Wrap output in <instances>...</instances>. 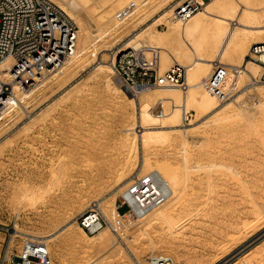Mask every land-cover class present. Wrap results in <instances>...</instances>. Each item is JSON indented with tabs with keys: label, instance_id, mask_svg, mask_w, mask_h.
<instances>
[{
	"label": "rangeland",
	"instance_id": "374dc122",
	"mask_svg": "<svg viewBox=\"0 0 264 264\" xmlns=\"http://www.w3.org/2000/svg\"><path fill=\"white\" fill-rule=\"evenodd\" d=\"M241 1L255 6L261 0ZM144 2L143 17H150L156 13L157 4L163 7L168 0ZM53 3L72 18L61 5ZM99 12L97 4L82 11L91 20ZM126 23L119 35H127L137 25L134 20ZM158 28L166 30L164 24ZM113 39L107 35L97 46L102 49ZM213 42L211 33L205 30L195 34L193 43L199 54L210 56L215 49ZM178 45L172 42L166 47L174 49ZM103 53L101 58L109 61L110 56ZM189 56L182 54L181 59L187 60ZM224 64L236 65L238 58L227 59L221 65ZM166 70L168 68L162 72ZM90 71L89 68L83 71L77 81L80 83L66 91L54 93V86L44 88L41 99L21 112L18 108L13 110L9 113L13 115L10 122L0 128L2 135L8 127L38 112L42 101L46 100L47 105L59 98L29 131L15 132L1 148L0 257L11 240L4 233L5 228L19 235L18 241L21 232H54L67 219L78 217L92 201L98 204L99 197L113 191L135 171L137 146L121 141L122 130L131 123L134 106L123 102L107 85L103 74L87 78ZM201 76L198 73L194 79ZM114 80L111 83L117 86ZM231 82L232 76L227 77L224 87L229 88ZM249 82L246 78L238 83V92L229 100L234 109L232 113L220 111L206 118L209 107L199 98L201 88L192 89L188 112L181 119L183 126L178 127L186 136V142L177 136L179 132L166 129L169 136L151 143L143 151V157L149 160L152 168L166 163L178 169L186 166L189 179L185 194L166 210L163 218L147 228L150 239L139 244L141 246L138 245L134 253L149 256L155 244L158 251L172 254L179 263L233 264L264 237V89L249 86L241 91ZM169 104L165 105L167 111ZM230 126L235 128L233 136ZM139 130L142 128L134 130L137 135ZM215 163L235 167L246 186L226 176L218 181L225 184L224 188L210 187L213 183L208 184L209 175L214 181L218 172L230 173ZM211 164L213 166L207 167ZM249 193L254 196L253 200ZM118 199L119 196L115 201ZM126 210L123 206L119 212ZM48 249L52 264H78L92 256L82 255L75 244L64 241L62 234L49 240ZM119 251L104 264H133L128 250L121 247ZM252 264H264V251L257 263Z\"/></svg>",
	"mask_w": 264,
	"mask_h": 264
},
{
	"label": "bare ground",
	"instance_id": "6f19581e",
	"mask_svg": "<svg viewBox=\"0 0 264 264\" xmlns=\"http://www.w3.org/2000/svg\"><path fill=\"white\" fill-rule=\"evenodd\" d=\"M50 1L61 5L77 24L79 30L75 50L73 54L65 59V62L60 65L56 72L48 73L46 81L38 87L28 90L15 87L13 96L9 98L11 104L9 108L13 110L16 107L19 111H22L24 108L35 104L42 98L44 88L54 86L56 89L54 93L58 90L66 91L68 87L73 88L80 83L77 81L82 77V72L89 68L91 71L88 73L90 76L87 78L96 74H103L107 85L123 99V102L126 105L134 106L131 123L126 129L122 130L121 141L127 142L132 147L137 146L138 161L132 176L117 184L113 191L104 193L98 198V201L93 199L98 202L99 208L107 220V225L99 231L89 235L78 223V217H73L67 219L54 232L49 234L21 232L20 236L36 237L48 245L49 240L62 234L64 241L75 244L82 255H92L87 261L78 264H104L106 260L117 254L116 251L120 252L121 247L126 251L128 250V255L133 264H154V259L171 260V264H187L177 262L176 258L170 253L158 251L155 244H153L149 256H143L137 251H135V255L133 252L134 249H138L143 244L142 242L150 239L147 228L163 218L166 210L176 204L185 194L186 182L189 179L188 167L186 166L178 169L166 163L161 167L152 168L149 160L143 157V151L151 143L169 136L167 133L169 131H166V129H170L171 132H179L177 136L182 139L183 143L186 142V136L183 135L181 130L178 131V127L183 126L181 119L185 118L184 114L188 112L192 89L201 88L199 93L201 97L199 98L202 99V103L207 104L209 107L204 118L220 111L230 113L234 111L229 100L238 92L237 85L242 79L249 78L250 82L242 87L241 91L249 86L264 89V83L258 80L261 65L253 57H249L251 46L264 40V0H261L255 6L247 5L241 0H207L204 2L203 7L185 23L173 22L166 15L168 8L180 4L183 0H168L163 7V4H157L155 7L156 13L150 17H143L145 0ZM127 3H130L129 5L133 4L134 8L129 16L121 19L119 13ZM94 4L100 7V12L94 20H91L82 11L83 9H90ZM210 19L213 22L209 21ZM127 20L137 21V25L127 35H119L122 26L127 24ZM160 24H164L166 30H160L158 28ZM205 30L211 33L215 45V49L210 56L199 54L197 46L193 43L195 34ZM107 35L114 37L113 41L99 49L97 43ZM172 42H178V47L174 49L166 47L167 43ZM143 45L159 49L160 72L175 65L183 67L185 70V86H150L139 88L135 92H130L119 86L114 80V69L111 62L102 59L101 52L103 51V54L111 56V53L115 50H123L126 47L138 48ZM182 54L190 56L183 61L181 59ZM235 58H238V64L221 65L225 60ZM12 63L11 58H5L0 62V69L11 66ZM198 73H201L202 76L195 80L194 78ZM229 76H232V82L227 88L224 87L223 82ZM111 80H114L117 86L112 85ZM57 99L47 105L46 100L42 101L38 105L40 110L35 112L32 117L23 118L15 125L8 127L9 129L4 130L0 135V151L5 143L9 142L15 135V132L29 131L37 120L45 115L49 107L55 104ZM166 103H170V110L168 111L165 110ZM12 117L13 115H10V117L0 122V128L7 125ZM224 119H228V117ZM136 127L142 128V131L139 130L138 135L134 131ZM230 132L233 136L235 133L233 126H230ZM214 165L226 169L230 173L220 171L214 181H212L213 177L209 175L207 178L208 184L213 183L210 187L218 185L219 188H224L225 184L222 185L223 182L219 183L218 181L224 180L226 176H230L238 185L246 186V181L240 177L241 175L235 167L223 163H215ZM211 166L213 164L207 165V167ZM149 169L151 171L147 172ZM147 175H151L158 183L164 180L168 184L170 194L163 203L153 207L143 216V224L138 229L131 230L127 215L117 210L115 199L118 196H124L133 204L128 191L133 182L131 177L142 178ZM250 198L253 200L254 196L251 195ZM262 251H264V237L240 255L233 264L257 263ZM82 257L84 258V256ZM50 262L52 264L51 259Z\"/></svg>",
	"mask_w": 264,
	"mask_h": 264
},
{
	"label": "built area",
	"instance_id": "2783aa9c",
	"mask_svg": "<svg viewBox=\"0 0 264 264\" xmlns=\"http://www.w3.org/2000/svg\"><path fill=\"white\" fill-rule=\"evenodd\" d=\"M204 2L183 0L168 8L166 15L173 22L185 23L203 7ZM133 8V4L125 7L119 17L126 18ZM77 34L73 20L50 0H0V62L5 58L13 61L11 66L0 69V120L16 109L9 108L14 88L28 90L45 82L48 73L57 71L73 54ZM249 53V57L260 63L258 80L264 83V40L253 44ZM111 54L109 61L114 69V79L130 92L150 86H185L183 67L175 65L163 73L159 71L160 53L153 46L126 47ZM128 191L133 204L124 196L115 204L118 211L127 207L123 214L127 215L131 230L138 229L143 224V216L170 194L168 184L164 180L158 183L151 175L136 177ZM77 220L89 234L107 225L96 202H92ZM4 233L11 240L0 257V264H30L33 261L51 264L48 245L43 240L24 236L18 241L19 235L11 234L10 228H5ZM153 262L172 263L171 260L158 259Z\"/></svg>",
	"mask_w": 264,
	"mask_h": 264
}]
</instances>
